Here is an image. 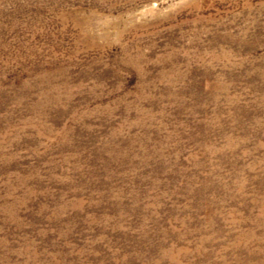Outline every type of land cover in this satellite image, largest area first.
<instances>
[{"label": "rangeland", "instance_id": "rangeland-1", "mask_svg": "<svg viewBox=\"0 0 264 264\" xmlns=\"http://www.w3.org/2000/svg\"><path fill=\"white\" fill-rule=\"evenodd\" d=\"M0 264H264V0H0Z\"/></svg>", "mask_w": 264, "mask_h": 264}]
</instances>
